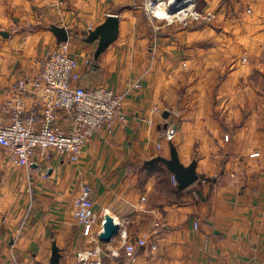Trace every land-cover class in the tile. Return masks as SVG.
I'll list each match as a JSON object with an SVG mask.
<instances>
[{"label": "crops", "instance_id": "crops-1", "mask_svg": "<svg viewBox=\"0 0 264 264\" xmlns=\"http://www.w3.org/2000/svg\"><path fill=\"white\" fill-rule=\"evenodd\" d=\"M170 2L0 0L1 103L24 77L26 113H41L33 80L57 26L81 49L83 85L124 95L126 118L93 137L77 164L41 152L19 167L0 148V264H48L53 243L61 264H96L98 246L101 264H264V0H189L194 14L178 21L147 5L169 12ZM110 15L119 36L95 61L97 43L85 39ZM171 144L184 166L197 164L199 181L182 196L170 192L173 175L164 185L143 172L170 159ZM83 185L96 223L108 215L120 226L109 244L91 237L103 228L86 235L75 218ZM140 239L128 260L124 244Z\"/></svg>", "mask_w": 264, "mask_h": 264}, {"label": "built area", "instance_id": "built-area-1", "mask_svg": "<svg viewBox=\"0 0 264 264\" xmlns=\"http://www.w3.org/2000/svg\"><path fill=\"white\" fill-rule=\"evenodd\" d=\"M38 65L33 87L41 113H26L23 98L29 82L21 77L11 90L13 101L0 102V115L8 117L7 122L0 120V148L8 154L10 163L19 167L32 166L41 152H55L77 164L83 148L93 137L104 130L111 134L116 123H125L124 95L104 86L86 88L69 42L59 43L47 51ZM59 115L67 126L59 124ZM174 134L172 129L167 136L172 139ZM90 193V187L83 185L71 203L75 218L86 235H90L93 229H102L105 224V221L96 223L94 219ZM99 236L98 233L91 235L92 239H99ZM146 243L145 239L136 244L125 243L128 260H132L136 249L145 247ZM101 252L98 246L89 254L98 258L96 264H101Z\"/></svg>", "mask_w": 264, "mask_h": 264}, {"label": "water", "instance_id": "water-1", "mask_svg": "<svg viewBox=\"0 0 264 264\" xmlns=\"http://www.w3.org/2000/svg\"><path fill=\"white\" fill-rule=\"evenodd\" d=\"M189 0H176L174 5L187 4ZM174 9V7H172ZM120 20L117 16L110 15L107 19L89 32L85 42L88 44L97 43V50L94 55V60L98 61L103 53L118 39L119 36ZM52 33L57 39V43H67L69 41V35L65 28L53 26L51 28ZM1 36L7 37L6 33L1 32ZM169 116L168 112L164 114V117ZM170 159L163 157H157L149 163H161L164 165L174 176V179L178 183V188L181 191L187 190L199 181V176L196 174V162H192L188 167L184 166L178 156V152L173 144L170 145ZM120 226L114 222V219L110 216L105 217V224L103 232L100 234L99 239L102 243L109 244L113 238L119 233ZM62 254L56 243L52 245V253L48 264H61Z\"/></svg>", "mask_w": 264, "mask_h": 264}, {"label": "bare ground", "instance_id": "bare-ground-1", "mask_svg": "<svg viewBox=\"0 0 264 264\" xmlns=\"http://www.w3.org/2000/svg\"><path fill=\"white\" fill-rule=\"evenodd\" d=\"M172 4L176 2V0H171ZM162 3V2H161ZM164 3V2H163ZM149 9L152 13L160 19H167L169 21H178L183 20L184 18H188L190 15H193L192 10H184L182 12H167L168 10L165 9L164 5H157V4H149ZM178 11V10H177Z\"/></svg>", "mask_w": 264, "mask_h": 264}, {"label": "trees", "instance_id": "trees-1", "mask_svg": "<svg viewBox=\"0 0 264 264\" xmlns=\"http://www.w3.org/2000/svg\"><path fill=\"white\" fill-rule=\"evenodd\" d=\"M149 172V174L153 171H156L157 173V178H158V181L160 183H163L164 185L167 184V177L168 175H172V173L164 166L162 165L161 163H151V164H147L145 166H143V172ZM191 188V187H190ZM189 188V189H190ZM187 190H184V191H181L178 187L175 188L173 191H170L171 193L173 194H177L179 196H182L183 194H185V192H187Z\"/></svg>", "mask_w": 264, "mask_h": 264}, {"label": "rangeland", "instance_id": "rangeland-1", "mask_svg": "<svg viewBox=\"0 0 264 264\" xmlns=\"http://www.w3.org/2000/svg\"><path fill=\"white\" fill-rule=\"evenodd\" d=\"M169 2V1H168ZM171 3V2H170ZM173 5V7H174V9H172L171 10V12H182V11H184L187 7H188V4H183V5H178V6H176V5H174V4H172ZM178 10V11H177ZM56 46H54L52 49H54ZM70 48H71V51H72V53H73V55L76 57V54L77 53H80V47H79V45H77V44H75V46L74 47H72V46H70ZM170 130H172V129H170ZM169 130V131H170ZM174 130V129H173Z\"/></svg>", "mask_w": 264, "mask_h": 264}]
</instances>
